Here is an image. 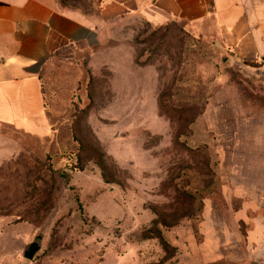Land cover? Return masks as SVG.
Returning <instances> with one entry per match:
<instances>
[{
    "label": "rangeland",
    "instance_id": "1",
    "mask_svg": "<svg viewBox=\"0 0 264 264\" xmlns=\"http://www.w3.org/2000/svg\"><path fill=\"white\" fill-rule=\"evenodd\" d=\"M40 77L48 133L0 122V264H264L232 209L263 66L211 25L135 15Z\"/></svg>",
    "mask_w": 264,
    "mask_h": 264
},
{
    "label": "crops",
    "instance_id": "2",
    "mask_svg": "<svg viewBox=\"0 0 264 264\" xmlns=\"http://www.w3.org/2000/svg\"><path fill=\"white\" fill-rule=\"evenodd\" d=\"M93 3L95 10L86 11L61 0H0V122L25 132L48 133L51 119L41 69L54 59L74 60L80 52L93 48L111 23L130 16L138 15L155 24L174 18L211 25L233 58L257 61L264 67V0ZM243 137L246 163L238 166L242 181L236 180L233 190L241 196V206L232 209L248 221V250L264 254V129L247 131ZM229 138L234 155L232 145L237 134L230 133Z\"/></svg>",
    "mask_w": 264,
    "mask_h": 264
},
{
    "label": "water",
    "instance_id": "3",
    "mask_svg": "<svg viewBox=\"0 0 264 264\" xmlns=\"http://www.w3.org/2000/svg\"><path fill=\"white\" fill-rule=\"evenodd\" d=\"M42 234L38 233L35 235L34 239L27 243L23 250V255L27 258H33L35 253L41 247Z\"/></svg>",
    "mask_w": 264,
    "mask_h": 264
}]
</instances>
